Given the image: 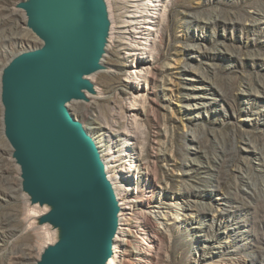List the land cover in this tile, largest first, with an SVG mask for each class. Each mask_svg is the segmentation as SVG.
<instances>
[{
  "label": "rangeland",
  "instance_id": "374dc122",
  "mask_svg": "<svg viewBox=\"0 0 264 264\" xmlns=\"http://www.w3.org/2000/svg\"><path fill=\"white\" fill-rule=\"evenodd\" d=\"M19 1L0 0V69L40 43ZM132 2L107 0L106 69L90 76L102 97L68 103L110 163L121 201L162 211L156 242L143 238L140 255L132 238L128 259L264 264V0H161L141 56L124 22ZM131 69L143 71L136 83L126 80ZM11 150L0 103V264H35L52 237L29 225Z\"/></svg>",
  "mask_w": 264,
  "mask_h": 264
},
{
  "label": "water",
  "instance_id": "95a60500",
  "mask_svg": "<svg viewBox=\"0 0 264 264\" xmlns=\"http://www.w3.org/2000/svg\"><path fill=\"white\" fill-rule=\"evenodd\" d=\"M38 46L0 69L2 131L29 206L52 240L35 264H107L120 201L94 137L68 103L96 93L111 19L107 0H20Z\"/></svg>",
  "mask_w": 264,
  "mask_h": 264
},
{
  "label": "bare ground",
  "instance_id": "6f19581e",
  "mask_svg": "<svg viewBox=\"0 0 264 264\" xmlns=\"http://www.w3.org/2000/svg\"><path fill=\"white\" fill-rule=\"evenodd\" d=\"M132 3H133L132 6L134 7V10H131L130 13H128L129 15L127 16V20H125L124 22L127 21L130 26L131 33L128 35L127 39L128 40L134 39V42H136L133 54L137 56L138 55L141 56V53H142L141 50H148L146 43H149V41H152L154 39V32L156 31V28H157V20L160 17L161 12H162V4H161V0H133ZM112 68L108 70H112ZM142 72L143 71H140L139 69H131L129 71V74L127 76L128 78L126 80L132 83L133 82L136 83L138 79L140 78L139 75H142ZM135 89L140 90V86L135 85ZM87 95L89 97V100L86 102L88 103H91L95 99L102 97L101 92L98 90L97 86H96L95 94H87ZM124 142H125L124 144L125 147H132V142L128 141V139H125ZM126 150L129 153L131 152L132 148L131 150L126 148ZM101 156H102V152H101ZM102 159L105 163L106 170H108V165L110 167V163L106 162L104 158ZM113 183L115 186V191L118 196L117 187H119V184H117V187H116V183L115 182ZM119 201H120V208H121L119 212V227H118L117 233L114 235V238H113V254L109 258L107 264H124V263L125 264H137L133 260L128 259V255H131L132 253V249L129 248L132 238H134L137 242L141 243V247L138 245L137 247L139 249L134 251L135 253L137 252V254L141 255L142 253H144V250H145L144 244L145 245L147 244V242L144 239L148 238L150 243L154 244L157 240V236L160 234V229H158V227H159V223L160 224L162 223V221H160V217H162L161 215L162 211L153 212L151 210H144V211L142 210L141 212L136 213L132 205L130 204L128 205L127 203L124 202V200L121 201L120 197H119ZM183 206L186 209V208H189L191 204L187 203V204H184ZM167 207H170V205ZM40 213L41 212H39L38 210L31 208V210L29 211V216L31 220L29 222L30 226L34 227L33 218L39 215ZM121 218L125 219V223L120 228ZM133 229L134 231H136L135 234L132 233Z\"/></svg>",
  "mask_w": 264,
  "mask_h": 264
}]
</instances>
